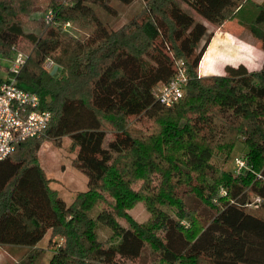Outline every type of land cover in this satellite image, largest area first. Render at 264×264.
I'll return each mask as SVG.
<instances>
[{
	"label": "trees",
	"instance_id": "16d2710c",
	"mask_svg": "<svg viewBox=\"0 0 264 264\" xmlns=\"http://www.w3.org/2000/svg\"><path fill=\"white\" fill-rule=\"evenodd\" d=\"M20 3L0 0V61L29 45L17 84L51 119L0 161V244L25 249L18 264H38L43 240L47 264H264V60L198 73L214 35L203 20L235 21L264 50V0H62L30 31ZM179 69L184 94L165 106L155 92ZM63 137L87 178L69 203L38 159L42 140ZM237 143L244 170L212 162ZM139 201L143 223L128 213Z\"/></svg>",
	"mask_w": 264,
	"mask_h": 264
},
{
	"label": "rangeland",
	"instance_id": "374dc122",
	"mask_svg": "<svg viewBox=\"0 0 264 264\" xmlns=\"http://www.w3.org/2000/svg\"><path fill=\"white\" fill-rule=\"evenodd\" d=\"M62 0H21L24 5V11L18 14L19 21L25 30H36L42 27V19L44 20L46 9L53 3H58ZM255 2H261L262 0H253ZM20 3V4H21ZM140 1H137L132 7H126L120 9L119 15L114 19L111 18L113 24H121L126 21L128 15L139 8ZM250 6L246 10H249ZM102 20H107V15L100 12ZM196 16V15H195ZM196 18L199 19L198 16ZM203 20V19H202ZM203 22L206 24L209 31H218V28H222L228 32V37H230L231 42L228 44L227 51L222 54V56L230 60L233 66H237L240 63L246 64L249 70H258L261 67L262 59H264V50L260 47L259 42L251 35L249 30L235 21L227 22L222 27H217L205 20ZM251 23V21H247ZM67 32H73L70 27L64 26ZM79 34V32H75ZM221 39L219 36L216 37V47L219 45ZM16 48L27 53L29 50V45L23 41H19ZM223 58V59H224ZM0 80H7L11 78L8 70L12 66L11 59H2L0 61ZM207 55L202 58L201 68L204 69L209 65ZM49 62L46 63L47 69L53 70L52 67H48ZM205 72V71H204ZM138 130L142 131V128ZM61 144L57 145L49 140H42L40 148L38 150V159L40 165L44 169L47 177L51 179V185L55 188L63 199L69 203L73 200L76 193L82 191L86 188L87 178L83 172L74 166L73 159L76 154V148L73 147L71 141L68 137H63L61 139ZM246 148L241 143H237L233 151L230 153L227 159L222 155H214L212 162L219 168L234 172V160L238 157H242ZM128 213L132 218L138 222L143 223L149 219V212L147 211L144 203L142 201L137 202L133 207L128 210ZM42 249V254L37 257L38 264H47L50 258L51 252L46 247V241L43 240L39 245ZM22 253L12 254L7 249V245L0 244V262H8L9 264H18Z\"/></svg>",
	"mask_w": 264,
	"mask_h": 264
},
{
	"label": "built area",
	"instance_id": "2783aa9c",
	"mask_svg": "<svg viewBox=\"0 0 264 264\" xmlns=\"http://www.w3.org/2000/svg\"><path fill=\"white\" fill-rule=\"evenodd\" d=\"M51 18L52 12L48 11L45 19ZM25 59L24 52L14 49L12 66L8 70L11 78L0 82V161L12 154L20 143L39 137L51 119V111L43 107L40 96L17 84V75ZM52 65L50 61L48 67ZM186 82L185 72L179 69L170 82L157 88L155 96L163 105L171 106L183 96ZM245 168L246 162L242 157L234 160L236 173Z\"/></svg>",
	"mask_w": 264,
	"mask_h": 264
},
{
	"label": "crops",
	"instance_id": "0c3cea01",
	"mask_svg": "<svg viewBox=\"0 0 264 264\" xmlns=\"http://www.w3.org/2000/svg\"><path fill=\"white\" fill-rule=\"evenodd\" d=\"M219 36L221 39V43L217 45L216 47V37ZM231 42L230 37H228V32L226 30L222 31V28H218V31H214V35L205 50L203 57L207 55L208 60L210 62L209 65L204 69L201 68V62L198 67V73L200 76H207V75H218V74H224V68L226 65H232L231 59L227 62L226 57L224 58L222 54L227 51V48L229 47L228 44ZM202 57V58H203ZM224 58V59H223ZM264 60V59H262ZM202 61V59H201ZM244 64V63H242ZM262 64V63H261ZM246 66V64H244ZM247 67V66H246ZM7 249L10 251V253L19 254L25 251L24 248L18 247V246H11L7 245Z\"/></svg>",
	"mask_w": 264,
	"mask_h": 264
},
{
	"label": "water",
	"instance_id": "95a60500",
	"mask_svg": "<svg viewBox=\"0 0 264 264\" xmlns=\"http://www.w3.org/2000/svg\"><path fill=\"white\" fill-rule=\"evenodd\" d=\"M56 69H57V66H54L51 73L53 74L56 71Z\"/></svg>",
	"mask_w": 264,
	"mask_h": 264
}]
</instances>
